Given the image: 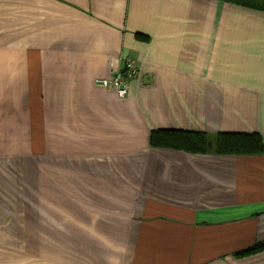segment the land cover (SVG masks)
<instances>
[{
  "label": "crops",
  "instance_id": "0c3cea01",
  "mask_svg": "<svg viewBox=\"0 0 264 264\" xmlns=\"http://www.w3.org/2000/svg\"><path fill=\"white\" fill-rule=\"evenodd\" d=\"M134 58L121 97L98 80ZM264 9L235 0H0V264H264ZM155 135L154 144L151 136Z\"/></svg>",
  "mask_w": 264,
  "mask_h": 264
},
{
  "label": "trees",
  "instance_id": "16d2710c",
  "mask_svg": "<svg viewBox=\"0 0 264 264\" xmlns=\"http://www.w3.org/2000/svg\"><path fill=\"white\" fill-rule=\"evenodd\" d=\"M264 9V0H235ZM162 135V145L182 149L192 153H207L209 151L217 154L253 155L264 152L259 138L253 134H220L211 143L209 137L194 132L165 131ZM155 135L151 136V143L154 144ZM264 251V243H255L248 248L238 251V257L247 256Z\"/></svg>",
  "mask_w": 264,
  "mask_h": 264
},
{
  "label": "built area",
  "instance_id": "2783aa9c",
  "mask_svg": "<svg viewBox=\"0 0 264 264\" xmlns=\"http://www.w3.org/2000/svg\"><path fill=\"white\" fill-rule=\"evenodd\" d=\"M139 74V65L134 58L125 59V69L115 74L98 80V85L103 88H116L121 97L128 92L129 81Z\"/></svg>",
  "mask_w": 264,
  "mask_h": 264
},
{
  "label": "rangeland",
  "instance_id": "374dc122",
  "mask_svg": "<svg viewBox=\"0 0 264 264\" xmlns=\"http://www.w3.org/2000/svg\"><path fill=\"white\" fill-rule=\"evenodd\" d=\"M211 140V139H210ZM211 143H213V139L211 140Z\"/></svg>",
  "mask_w": 264,
  "mask_h": 264
}]
</instances>
